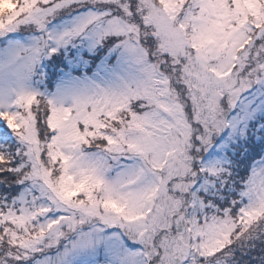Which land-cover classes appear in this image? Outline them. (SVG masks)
Segmentation results:
<instances>
[{
    "label": "snow or ice",
    "instance_id": "obj_1",
    "mask_svg": "<svg viewBox=\"0 0 264 264\" xmlns=\"http://www.w3.org/2000/svg\"><path fill=\"white\" fill-rule=\"evenodd\" d=\"M0 264H264V0H0Z\"/></svg>",
    "mask_w": 264,
    "mask_h": 264
}]
</instances>
